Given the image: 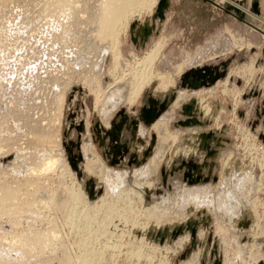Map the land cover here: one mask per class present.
<instances>
[{
  "label": "rangeland",
  "instance_id": "obj_1",
  "mask_svg": "<svg viewBox=\"0 0 264 264\" xmlns=\"http://www.w3.org/2000/svg\"><path fill=\"white\" fill-rule=\"evenodd\" d=\"M40 1L42 0H0V39L3 41V46L7 51L6 62H8L9 69L7 71L9 77L0 79V86L2 88L0 91V195H2L1 190L3 189L11 193L6 197L5 201L3 200L0 203V234L4 235V240L7 242L15 241L17 244L18 235L23 234V232L27 235L25 239L29 240L33 238L32 235L47 230H53L58 235V238L50 245L51 247L45 248L42 252L30 251L31 256H34L29 257L30 261H26L24 264H67L68 260V264L70 262L71 264H75V260L79 258H86V261L88 260L87 263L89 262L90 264H182L189 259L192 253L191 250L188 255L180 258L181 254L189 246L190 243H188L175 255L166 257L162 251V245H170L172 241L169 242L168 239H164L162 244H160L159 242H155L151 237L142 238L140 236L144 233L143 225L147 221L141 203L131 204L124 199H120V197L116 198L115 195L107 194L106 197L104 183L99 177L97 178L95 170L94 173L93 171L90 173L83 171V159L80 147L82 141L87 139V136H90L98 160L100 163L102 162L103 166L110 170L114 168L112 170L126 171L129 175L131 171L140 169L144 163H147L145 161H148V157L155 150H161V153H163L162 158L150 175V180L154 185L152 190L156 191V197L167 194L165 192L166 188L164 189L162 184L164 179L163 172L166 174L165 179L177 176L179 177V185L183 184L186 187L203 185L214 180V182H217L220 177L227 178L232 173L243 174L246 172L248 178L252 177L251 179L254 183L250 180V184L249 180H247L248 183L244 196L246 200H254L257 204H255L258 211L257 216L264 218V213L262 214L264 210V181L262 182V177H260L264 173V143L262 142L264 141V6H262V0H257L256 12L252 9L254 0L251 1L250 6L248 4L250 0H223L222 3L219 0H169V7L165 11L164 20L158 24V33L148 35L144 46H142L140 39L142 35L140 28L145 23L149 26L152 24L151 17L156 11L159 0H157L150 15L144 10L141 15L134 14L129 21L127 30L125 32L121 30L118 35V49L120 52L118 63L113 62L112 54L110 53L105 56L104 62L102 61L103 65L98 74L99 76L97 75V80L99 81V85H103L104 93H101L102 95L99 93L101 95L99 99L102 100L104 98L109 88L110 92V90L119 86L123 90L122 97L127 96L130 83L132 84V81L138 78L137 76L145 74L144 72H147L149 68L150 71L153 69L151 73L155 75L153 74L149 83L143 86L139 97L131 106H127L123 102L119 104L111 115L109 128L100 120L99 108H101V104L95 102V91H91L93 92L91 93L85 87L87 85L83 83L77 89L71 88L69 90L65 103L61 104L63 107L59 106L60 111L58 114H60V117L59 115L56 116L57 114L52 115L57 102H55L53 94H50L47 89L51 76L50 69L54 68L48 62L47 54H57L58 51L55 50L53 44L48 40L44 43L42 40L34 43L37 37L41 36L39 32L42 31L44 24L49 22L51 16V14L41 10L42 3ZM89 1L92 2V0ZM230 2L242 5L254 15H242V13L235 12L234 10L226 12L224 9H226V4L232 5ZM234 7L237 8L236 6ZM26 23H28L26 29L20 31V28L25 27ZM132 24H134V27H131ZM136 32L140 33L136 34ZM19 34L21 37H18ZM221 35L239 39L242 46H235L225 51V54L219 58L216 56L213 60H206L201 65L217 66L219 70H223V76L206 87L195 89L180 86V77L185 72H188L190 68H196L197 66H190L180 74H175L172 68L177 67V64L183 62L184 54L193 55L198 49H203L202 57L205 60L211 50V41H218ZM158 41L162 44L158 55L147 68L142 66L144 65L143 58L145 52L148 49H152L155 46V42ZM109 42L107 40L104 44H108ZM246 44L250 45L247 46ZM33 45L39 50H28L20 56L22 51L27 50ZM16 48H21L19 49L21 52H16ZM42 52L44 55H42ZM35 59L37 61L33 62ZM140 59L142 60L140 61ZM222 62L226 64L225 68L221 67ZM29 66L33 71V75L38 74L41 79V84L35 85L32 83V88L30 89L24 87L26 86L24 85L26 81L31 80L26 76ZM243 69L245 70L243 71ZM53 71V75L58 72L54 71V73ZM165 78L168 79L169 83L162 88L160 84L165 82ZM81 86L85 87H83L84 90ZM96 87L98 86L94 88ZM208 87H215L216 90L199 94L200 97H189L188 95L195 90H202ZM177 88H181L183 92L181 89L179 91L181 90L190 100H194L191 116L197 120L198 124H196L195 132H193L188 143L184 144L176 140L172 147H170L169 142L162 145L158 142L159 136L156 131L151 129V125L146 126L142 122L138 123V130H132V125L130 124L131 118H138L137 116L141 108H149L148 99L151 98L156 101V109L160 110L159 105L161 103L165 105V109L162 110L160 116L166 117L168 120L171 119L165 127L169 136L171 134L179 135V133L185 131L189 126H180L177 122L178 120H185L188 116L181 112V107L173 103L177 96ZM223 88H225V92H222L221 89ZM45 93L47 94L43 97ZM172 95H174L173 100H171ZM198 99H203V102L209 104L212 116L211 112L205 116L202 114ZM242 100L245 102L243 103ZM120 112H124L126 116L123 122ZM85 113H87V130H85L83 123ZM77 118L78 120L75 122ZM17 122L19 123L17 124ZM218 123L222 126L217 128L216 124ZM119 124H121V129L119 130V142L116 143L119 144L118 146L113 143V136L105 134L100 128L103 126L104 128H108L104 130L115 133L117 132L116 127ZM32 125L46 130L50 127V131L44 133L42 137H40V134L39 136H33L30 127ZM96 125H100L99 129L96 128ZM141 127L148 128L146 130L149 132L142 133ZM202 128L203 130H199ZM34 130L35 128L32 131ZM208 133H212L214 138H205L204 140L200 138L201 134ZM152 135H154L155 139L151 145L150 140ZM57 140L60 143L58 147L55 146ZM203 141L206 143H203ZM123 146L127 149L126 152H124ZM148 147H150L148 155L144 156ZM227 147L231 148L228 149ZM209 151L214 152L208 155ZM41 152L54 153L53 155L61 154L62 162L57 165L53 172L33 178L32 186H26L24 178L28 176V172L35 169L32 168L36 163L35 156H38ZM120 154H122V159H119L118 163H114V159H118ZM134 154L136 157L133 156ZM212 156H215V158L211 159ZM181 161L199 164L202 172L203 170L207 172L206 176L208 180L206 182L189 184L184 176V172L187 170ZM205 161L206 165H203ZM97 165L98 163L94 167ZM172 166L177 169L173 170L172 174H170ZM37 179L39 181H35ZM82 180L87 182V185L83 189L86 200L93 201L104 195L105 205L103 203L101 207L89 208L87 204L78 201L77 198H71L70 195L63 194L65 190L74 192L78 188V185L82 184ZM253 184H256L255 186L258 187L260 186L259 189L251 191ZM32 190H36L35 193ZM122 201H125V204ZM53 203L59 204L62 209L55 210V207H53L54 209L51 208ZM250 210L249 206H246L237 221V228L241 227L240 229H245L244 231L247 233L245 239L244 237L242 238L244 241L240 240V242L243 243L247 239L249 243L257 241L259 248L264 250V236H261V238L250 237L248 233H251V230L249 228L247 229L248 231L246 230L247 227L254 225L256 222V217ZM201 211L202 209H198L196 212L192 205H187L184 211L189 216L191 215L190 217L197 219L199 218L197 216L198 213L201 216L209 217L207 221L208 227L206 225L208 229L203 231L202 237L196 238L194 250L198 248L200 256H198L197 264H215L217 260L219 264H222L223 251L221 240L214 235L215 218L213 219L211 212L201 214ZM115 214H118L117 217ZM104 215H108L105 216L107 217L105 221L102 220ZM92 216H95V219L88 224V217ZM112 217H115L114 220ZM216 218L217 221L225 223V225L230 224L229 220H227V215L218 214ZM111 220H113L114 225H112L113 222ZM124 221H127L128 224H131L133 221L135 222V226L132 228L127 227ZM100 222H102V225ZM108 224L110 225L108 226ZM204 227L202 224L198 225L197 231L203 230ZM128 228L131 229L129 230ZM186 233L189 234V232ZM209 235L213 239L211 240L210 238V242L208 241ZM85 247L87 248L85 249ZM115 247L117 248L114 249ZM158 247H160V250L157 249ZM234 251L236 250L234 249ZM234 251L230 248L231 255L229 254V259L233 256ZM245 254L243 255L244 259H248V254ZM48 255L50 256V263L44 260ZM223 264H229V261Z\"/></svg>",
  "mask_w": 264,
  "mask_h": 264
},
{
  "label": "bare ground",
  "instance_id": "obj_2",
  "mask_svg": "<svg viewBox=\"0 0 264 264\" xmlns=\"http://www.w3.org/2000/svg\"><path fill=\"white\" fill-rule=\"evenodd\" d=\"M222 1L223 0H219L220 3H222ZM251 1L252 0H250V2L248 3L249 6H250ZM40 3H42L41 10L51 14V16H50L49 22L45 23L44 27H42V31L39 32L41 36H38L34 43H36L40 40H42V42L44 43L46 40H48V41H50V43L53 44L55 50L58 51L57 54H55V53L47 54L48 55V57H47L48 62L50 64H52V66L54 67L53 69H50L51 71L49 70L51 76H50L49 84L47 85V89H48V92L50 94H53L52 96L54 97L55 102H57L56 107L53 109L52 115L54 116V114L55 115L57 114L56 116L59 115V117H60V114H58V112L60 111L59 106L61 104L63 105V103H65V99H66L67 94L69 93V90L71 88L77 89L78 86L82 85V83H83V84L87 85L85 87L87 89H89L90 92L95 91L96 98H94V99L96 101L95 100L94 101L96 103L101 104L100 105L101 108H99L100 120L102 121V123H104L105 126H108V128H109L111 115H112L113 111L116 110V108L122 102L125 103L127 106H131L135 102V100L139 97V95L143 89V86H145L146 84L149 83V81H150V79L154 73H151V71L153 69L150 71V68H149L147 72H144L145 74H143L141 76H137L138 78H136L134 81H132L133 82L132 84L130 83V87H129V90L127 92V96L122 97V91H123L122 87L121 86L116 87V85L114 84V86L116 88L113 90H110V92H109V89H110L109 88L108 93L105 96L103 95L104 98L102 100H100L99 97L102 95L101 93H104V90H103L104 87H103V85L98 84L99 81L97 80V77L99 76L98 74H99L100 69L102 68V65H103L102 61L104 62L105 56L108 53H110V54H112L113 62L118 63V60L120 59V52L118 49L119 48L118 47L119 46L118 45L119 44L118 35H119L120 31L122 30L125 32L127 30L128 26H129V21L134 14L135 15L136 14L141 15L142 11L144 10L146 13H148L150 15L155 4L157 3V0H92V2H90L89 0H42V1H40ZM168 4H169V0H168ZM230 4L236 6L237 9L239 10V12L242 13V15H244V14L245 15H247V14L251 15L252 14V16L254 15L249 10L244 8L242 5H238L234 2L233 3L230 2ZM262 6H264V0H262ZM168 7H169V5H168ZM224 10H226V12H230L228 8H226ZM165 11L166 10H164V14H165ZM33 13H34V11H33ZM163 20L164 19L159 20L158 18L152 19L151 22L154 26V29L152 30L150 35L158 33V31H157V29L159 27L158 24L160 22H162ZM27 24L28 23L25 24V27L20 28V31H24L26 29ZM139 33L140 32H136V34H139ZM36 35H38V34H36ZM19 36H20V34L18 35V37ZM22 38H23V36H22ZM147 39H148V36H147L145 41H142V46H144V42H146ZM107 40H109L110 42L108 44H104V42ZM161 45L162 44L159 41L155 42V46L153 48L151 47L152 49H148V51L145 52V55L143 58L144 65H142V66H145L147 68L149 66V64H151L154 61V59L156 58V56L158 55V53L160 51ZM246 45L249 46L250 44H246ZM235 46H237V47L242 46L239 39H235L233 37L221 35L218 38V41H213V42L211 41V45H210V47H211L210 51L211 52L209 51L208 56L206 57L205 60L202 57V53L204 52L203 49H198L197 52L194 53L193 55H191V54L185 55L184 54L183 55V62H181L180 64H177L178 66L177 67L175 66L172 69H173L175 74H180L182 71L187 70L190 66H197L196 68H200L202 66L201 64L204 61H206V60L211 61L216 56H218V58H219L221 55L225 54V51L230 50ZM13 47H15V46H13ZM21 48H16V52H21L19 50ZM28 50L29 51L30 50L31 51H38L39 49H37L33 45L32 47L28 48L27 50L22 51V53H20V56H22L23 53L27 52ZM6 52H7L6 48L3 46V41H1V39H0V79H5L8 76L7 71L9 69H8V62H6V56H7ZM42 55H44L43 52H42ZM50 57H51V59H50ZM141 60L142 59H140V61ZM35 61H37V59H35L33 62H35ZM140 61H139V63H140ZM16 64H18V63H16ZM245 64H247V63H245ZM199 65H201V66H199ZM146 68H145V71H146ZM194 68H192V69H194ZM52 70H54L55 72L58 71L57 74L53 75ZM190 70H191V68H190ZM244 70L245 69H243V71ZM232 74H234V73H232ZM159 75H161V74H159ZM26 76L29 77L31 80L26 81V83L24 84L26 86H24V87H28L30 89V88H32V83H34L35 85H39V83L41 84L40 75H38V74L33 75V71H32V69H30V66H29V70L26 71ZM238 76H240V75H238ZM181 78H182V76L180 77V79ZM239 78H241V76ZM249 79H251V78H249ZM188 80L190 81L191 79L189 78ZM173 82H174V80H173ZM167 83H169V81H168V79L165 78V82L163 84H160V85L162 88H164L167 85ZM170 83H172V82L170 81ZM225 83L227 84V82H225ZM95 86H98V87L94 88ZM114 86H112V88H114ZM83 87L81 86V88H83ZM84 88H83V90H84ZM1 89L2 88L0 86V91H1ZM179 89H181V88H179ZM179 89L177 88V93H176L177 96L173 101L174 105H177L179 107L183 106V104H189L191 102L189 97H193V96L198 97L199 94L208 93V92L216 90L215 87H208L206 89L204 88L202 90L199 89V90H195V91L193 90L194 92H191L189 94L187 93L189 95V97H188L187 95L182 93L183 92L182 89H181L182 92H181V90L179 91ZM224 89L225 88L221 89L222 92H225ZM106 92H107V90H106ZM91 93H93V92H91ZM46 94L47 93H45L43 95V97H45ZM237 95H239V94H237ZM199 99H198V102H199L200 108L203 112L202 114L205 116V115L209 114V112H211L210 111L211 107L209 106V104L203 102L202 101L203 99L202 100H199ZM243 100H245V99H243ZM243 100H242V102L244 103L245 101H243ZM15 103H16V101H15ZM231 103H232V101H231ZM43 108H45V107H43ZM222 110H221V112H222ZM51 111H52V109H51ZM52 115H50V116H52ZM213 115H214V113H213ZM211 116H212V112H211ZM5 117H7V116H5ZM86 117H87V113H85L84 120H83L85 130H87L86 128L88 127V122H87ZM48 118H49V116H48ZM53 118H52V120H53ZM216 118H217V116H216ZM77 120H78V118L75 119V122ZM170 120H168V118H166V117L160 116L153 123V125H151V129L156 131V133L159 136L158 142H160L162 145L169 142L171 145L170 147L173 146V144L175 143L176 140H178L179 142L184 143V144L188 143L190 138L192 137L193 132H195L194 130L196 128L195 127L196 125L187 127V129L185 131H183L182 133H179V135L178 134L175 135L173 133L174 135L171 134L169 136L165 127L167 126L168 122H170ZM4 123H5V121H4ZM18 123L19 122H17V124ZM216 125H217V128L222 126L219 123ZM30 127H31V132H33V136H39V134H40V137H42L44 135V133H47L50 131L49 126H48L49 127L48 130L42 129L36 125H32ZM33 128H35L34 131H32ZM108 128H104L102 126V128H100V130L104 131V129H108ZM141 128H142V133L145 134V132H149L146 130L148 128H146V127L145 128L141 127ZM137 130H138V127H137ZM199 130H203V128L199 129ZM178 131H180V130H178ZM38 132H41V133H38ZM137 133H138V131H137ZM262 142L264 143V141H262ZM59 144L60 143H58V140H57L55 143V146L58 147ZM244 144H246V143H244ZM178 147H180V146H178ZM188 148H189V146H188ZM188 148H186V149H188ZM229 148H231V147H229ZM80 150H81V155H82V159H83L82 160L83 161V166H82L83 171L84 172L87 171L88 173L93 171V173H94V170H95V172L97 173V178L99 177V179H101V181L104 183L105 192H106L105 196L106 197H107V194L108 195H115L116 198L120 197V199H124L125 201H127L128 203H131V204L132 203H141V206H143V213H144L146 220H147V221H145L146 223L143 225L144 233L140 235V236H142V238L146 237V234L149 231V229H151L152 233H156V231L159 228H162L163 226H173V225H177V224H185L187 222V220H189L191 218L190 217L191 215L189 216L187 214V212H184L185 207L187 205H192L193 208L196 210V212L198 209H202V211L204 213L211 212L213 214V219L215 218L214 227H213L214 228V235L216 237L220 238V240H221L222 251H223V263H226L227 261H229V264H264V261H262V260H264V250H261L259 248V243H257V241L249 243L248 239L245 242L241 243L240 240L244 241L242 238L244 237V239H245V237L247 236V233L244 231L245 229L244 230L240 229L241 227L237 228V226H238L237 221L240 218V216L242 215L243 209H245L246 206H249V209H251L250 212L253 213V215L256 217V222L254 223V225H251V226L248 225L249 227H247L246 230L248 228H249V230H251V233H248L250 235V237L252 236L255 238H257V237L261 238V236L262 237L264 236V218L262 216H257V214H258L257 207H256L257 204L254 202V200L253 199L246 200V198L244 196V191L246 189L247 183L248 182L250 183V180L252 181V179H251L252 177L248 178V176L246 175V172L243 174L232 173L227 178L220 177V179H218L217 182H214L215 181L214 180L211 182H207L203 185H195V186L192 185V186H188V187L184 186L183 184L179 185V183H178L179 177L171 176L168 179H165V180L163 179V182H162L164 189L166 188L165 192H167V194L156 197L155 196L156 191L154 192L152 190V188H154V185L150 180V175H151L153 169L155 170L156 166L158 165L159 161L162 158L163 153H161L162 152L161 150H155V152L151 156L148 157L149 158L148 161H145L147 163H144V165L140 169H135V170L131 171L130 175H129V173H126V171L121 172V171L112 170L114 168H112L110 170V169L106 168L105 166H103L102 162L100 163V161L98 160L96 152L93 148V144L91 143L90 136L89 137L87 136V139L82 141ZM183 151H185V150H183ZM167 153L169 154V152H167ZM221 153H223V152H221ZM53 154L49 153V152H41L38 156L37 155L35 156L36 157V163L32 167L35 169L31 172H28V176L26 178H24L26 180V182H25L26 186H32V183H33L32 179L33 178L43 176V174H48V173L53 172L56 169L57 165L60 162H62L61 161L62 160L61 154H56V155H53ZM254 154H256V153H254ZM214 158H215V156L211 157V159H214ZM227 159H229V158H227ZM225 162H226V160H225ZM96 163H98V165L96 167H94ZM204 164L206 165V161ZM263 164H264V162H263ZM224 165H225V163H224ZM247 166H249V165H247ZM65 169L68 170L67 167H65ZM250 169H252V168H250ZM247 172H249V171L247 170ZM206 173H207L206 171L203 170V172H202V170H201L202 176H206ZM181 174H182V172H181ZM86 177H88V176H86ZM260 177H262V182H263L264 181V173ZM166 180H167V182H166ZM247 180H249V181L247 182ZM35 181H39V180L37 179ZM206 181H203V182H206ZM81 182H82V184L78 185V188H76V190H74V192L65 190V193H63V194L70 195L71 198L72 197L77 198L78 201H82L85 204H87L89 208L101 207L104 203V197H103L104 195L103 196L99 195L100 197L96 198L93 201H87L86 197H85V193L83 192V189L85 188L84 186L87 185V182L86 181L84 182L83 180ZM255 185L254 184L252 185L253 187H252L251 191L252 190L256 191L259 189L260 186L258 187ZM159 189H161V188H159ZM35 191L32 190L33 193H35ZM251 191H249V192H251ZM1 193H2V195H0V203L3 200L5 201L6 197L11 194L6 189L1 190ZM125 201L124 202L122 201V202L125 204ZM107 202H108V200H107ZM104 205H105V203H104ZM53 207L56 208L55 210H61L62 209L59 204L53 203L51 208H53ZM141 210H142V208H141ZM57 212H55V213H57ZM193 212H195V211H193ZM141 213H142V211H141ZM263 213H264V210L262 211V214ZM218 214H220V215L222 214L223 216H226V215L228 216L227 220H229V223H230L229 225L226 224L228 227L225 225V223L223 224L222 222H219L216 220L217 219L216 216ZM117 215H116V217H117ZM105 216H108V215H104V218L102 219L103 221L107 220V219H105V218H107ZM112 218L114 220L115 217H112ZM88 219H89V221H87V223L89 224V223H91V221L93 219H95V216L88 217ZM123 219H122V222H123ZM113 220H111V221L113 222ZM119 222H121V221H119ZM101 223L102 222H100V224ZM124 223H125V225H127V227L132 228L135 226V224H134L135 222H133V221L131 222V224H128L127 221H124ZM109 225L110 224H108V226ZM112 225H114V222ZM120 225H121V223H120ZM117 226H116V228H117ZM85 227H87V226H85ZM207 227H208V225H207ZM207 227L205 226L203 228V230L197 231V234L194 238L195 243H196V238L199 239L200 237H202V235L204 234L203 231L207 230L208 229ZM118 228H119V226H118ZM118 228H117V230H118ZM131 228H128V229L130 230ZM113 229H114V227H113ZM125 229H126V227H125ZM17 234H19V233H17ZM102 235H103V233H102ZM18 236H19V239L17 240V242H18V244H17L15 241H8L7 242L6 240H4V238H5L4 235H2V233L0 234V264H20V263L22 264V262L24 264V262L26 263V261H30L29 257L34 256V255L31 256L30 251H32V252L33 251H35V252L41 251L42 252L45 248L52 245L54 240L58 238L57 233L53 232V230H47L45 232L42 231V232L36 233V234L32 235L33 238L31 240L25 239L27 235L24 232H23V234H19ZM21 237H23V238H21ZM74 237H75V235H74ZM84 237H86V236H84ZM213 238H214V236H213ZM190 240H191L190 235L188 233H184V234L178 236L174 241H172V243L170 245H167V246H166V244L162 245V251L164 252V255H166V257L175 255L177 252L181 251L183 249V247H185L188 243H190ZM211 240H213L212 237H211ZM60 241H63V240H60ZM144 241H146V240H144ZM74 245H76V244H74ZM108 245H110V244L108 243ZM78 247H80V246H78ZM154 247H155V245H154ZM262 247H263V244H262ZM86 248L87 247H85V249ZM116 248L117 247H115L114 249H116ZM159 248L160 247H158L157 249H159ZM194 248L192 249V253L190 254L189 259L187 258L188 260L183 262L182 264H192V263L197 264V262H198L197 259L199 256V249L196 248L194 250ZM230 248H232L233 251H234V249L236 251L233 252V256L229 259ZM245 253L248 254V256H247L248 259H244L243 255H246ZM49 254H51V253H49ZM49 258H50V256L48 255V256H46V258H44V260H46L50 263ZM163 259H165V258L163 257ZM238 260H239V262H238ZM87 261H86V258H83V259L79 258V259L75 260V264H90L89 262L87 263ZM102 261H104V260H102ZM58 262H59V260H58ZM61 262H62V260H61ZM68 262H69V260H68ZM68 262H67V264H68ZM27 263H29V262H27ZM69 264H71V262Z\"/></svg>",
  "mask_w": 264,
  "mask_h": 264
},
{
  "label": "water",
  "instance_id": "obj_3",
  "mask_svg": "<svg viewBox=\"0 0 264 264\" xmlns=\"http://www.w3.org/2000/svg\"><path fill=\"white\" fill-rule=\"evenodd\" d=\"M168 0H159L156 11L152 16V19L158 18L159 20L164 19L165 14L164 10L168 9ZM256 5H257V0H254L252 3V9L256 12ZM226 8L229 10H234L235 12H239L237 8H235L232 5L226 4ZM131 27H134V24L131 25ZM154 29L153 24L150 26L145 23L143 27L140 28L142 35L140 36L141 42L145 41L147 36L151 34L152 30ZM226 64L224 62L221 63V67L225 68ZM223 76V70H219L217 66H202L200 68H194L186 72L185 74L182 75V78L180 79V86L184 87L187 86L189 88H200V87H206L209 84L214 83L217 79L221 78ZM191 79L190 81L188 79ZM174 99V95L171 96V100ZM149 103V108H141L140 113L138 114V118H131L130 124L132 125V130L136 131L137 125L139 122H142L146 126L152 125L159 117L160 113L162 110L165 109L164 103H161L159 105V109H156L155 104L156 101L149 98L148 99ZM194 105V100L192 99L189 104H184L181 106V112L188 116L185 120H178V125L180 126H190V125H196L198 124L197 120L191 116V110L192 106ZM122 116V122L126 119V116L124 112H120ZM191 116V117H190ZM121 122V124H122ZM121 124L118 125L117 132L112 133L110 131L104 130L103 132L107 135H111L112 141L114 144L119 142V130L121 129ZM114 126V125H113ZM100 125H96V128L99 129ZM200 135V134H199ZM200 138L203 140L205 138H214V135L212 133L208 134H201ZM154 135L151 136L150 144L152 145L154 143ZM203 143H206L203 141ZM119 146V144H116ZM206 146V144H205ZM124 152H126L125 146H123ZM150 150V147L147 148L146 152L144 153V156L148 155V151ZM212 152L214 151H209L208 155H211ZM136 157V155H133ZM79 157V156H78ZM119 159H122V154L119 155L118 159H114V163H118ZM181 163L185 166L186 172H184V176L186 177V180L188 181L189 184L192 183H198V182H203L208 179L207 176H202L201 174V168L199 164L190 162L186 163L184 161H181ZM205 163V162H204ZM205 165V164H203ZM177 168L172 166L170 170V174H172L173 170H176ZM163 177L165 180L166 174L163 172ZM201 214H204L203 211H201ZM199 217L193 218L191 217L185 224H177L173 226H163L162 228H159L156 233H152L151 229L146 234V237H150L154 239L155 242H159L162 244L164 239H168V241H173L178 237L179 235L189 232L191 240L189 246L185 249V251L181 254L180 258L185 257L190 253V251L195 247V236H196V231L198 225L202 224L203 226H206L208 223V217L206 216H201L200 213L197 214ZM210 235L208 236V241L210 242ZM213 253V252H212ZM215 253V251H214ZM215 264H219L218 260L215 262Z\"/></svg>",
  "mask_w": 264,
  "mask_h": 264
}]
</instances>
